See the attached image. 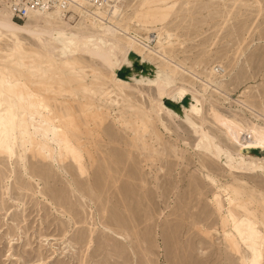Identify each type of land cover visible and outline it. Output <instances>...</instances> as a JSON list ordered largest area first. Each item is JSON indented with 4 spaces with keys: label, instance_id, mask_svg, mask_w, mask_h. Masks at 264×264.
I'll use <instances>...</instances> for the list:
<instances>
[{
    "label": "rangeland",
    "instance_id": "obj_1",
    "mask_svg": "<svg viewBox=\"0 0 264 264\" xmlns=\"http://www.w3.org/2000/svg\"><path fill=\"white\" fill-rule=\"evenodd\" d=\"M121 3L126 17L158 4L157 16L168 12L174 43L160 52L180 64L177 79L205 92L192 119L237 152L235 122L264 126V0ZM127 25L157 45L149 23L133 16ZM14 49L0 37L4 86L20 92L0 93V109L12 114L0 120L8 140L0 147V264H243L250 251L239 247L233 211L252 216L264 254V148L247 157L256 168L231 170L180 115L160 108L154 84L120 90L85 52L42 78L48 69L23 51L11 58ZM29 89L52 121L31 114ZM64 115L72 120L61 122Z\"/></svg>",
    "mask_w": 264,
    "mask_h": 264
},
{
    "label": "bare ground",
    "instance_id": "obj_2",
    "mask_svg": "<svg viewBox=\"0 0 264 264\" xmlns=\"http://www.w3.org/2000/svg\"><path fill=\"white\" fill-rule=\"evenodd\" d=\"M117 1L109 8H94L90 11L80 7H72L69 10L53 8L31 11L22 22L13 18V11L10 8L0 4V37L14 43L15 49L10 54L11 58H15L20 51H23L42 71L43 67L48 69V74H40L42 78L53 75L54 70L61 68V65L72 63L77 54L85 52L100 62L120 90L131 88V83L154 84L158 103L162 106L160 108L166 111L172 109L180 115L199 138L201 137L200 147L207 154L217 157L231 170L256 168L257 164L247 160V157H250L254 149L264 148V126L253 123L245 126L235 122L229 131L231 142L238 146L235 153L216 143L203 127L204 125L192 119V115H200L202 112L205 92L200 91L194 83L177 79L180 64L170 63L166 55L160 52L161 49L174 43V32L166 29L163 24L168 12H163L160 17L157 16L155 8L162 9L158 4L142 11L135 10L133 15L151 25L149 32L152 33L149 39L152 37L158 49L149 43L140 42L135 35L130 34L127 21H131L133 16L126 17L122 0ZM157 22L159 23L156 24ZM159 24L162 26L159 27ZM120 35L126 39L125 42L121 40ZM158 57L164 60L162 64L156 60ZM217 68L215 67L216 71ZM4 77L0 71V93L4 88L9 93L19 95L18 86H4ZM177 89L182 90L181 97L176 95ZM23 94L29 97L27 103L32 115L38 113L49 122L53 120L48 106L37 91L29 89ZM44 94L45 97L48 96L47 93ZM0 110L4 113L0 120H6L8 123L12 118V114L9 113L10 108L7 106ZM68 119L72 120V116L68 118L64 115L61 122ZM3 131L0 129V147L8 142ZM59 133L64 135L65 130L55 132V136ZM62 144L66 150L74 151L66 138L62 140ZM245 217L248 220H245ZM251 217L248 212H245V215L231 212L232 228L239 237V247L244 246L250 251L248 255H241L243 264H264L261 231Z\"/></svg>",
    "mask_w": 264,
    "mask_h": 264
},
{
    "label": "built area",
    "instance_id": "obj_3",
    "mask_svg": "<svg viewBox=\"0 0 264 264\" xmlns=\"http://www.w3.org/2000/svg\"><path fill=\"white\" fill-rule=\"evenodd\" d=\"M117 2V0H0L1 5L13 11V18L17 21H23L31 11L53 8L69 10L72 7L87 8L90 11L94 8H109ZM219 70L218 67L217 71Z\"/></svg>",
    "mask_w": 264,
    "mask_h": 264
},
{
    "label": "trees",
    "instance_id": "obj_4",
    "mask_svg": "<svg viewBox=\"0 0 264 264\" xmlns=\"http://www.w3.org/2000/svg\"><path fill=\"white\" fill-rule=\"evenodd\" d=\"M18 22H22V21H18Z\"/></svg>",
    "mask_w": 264,
    "mask_h": 264
}]
</instances>
